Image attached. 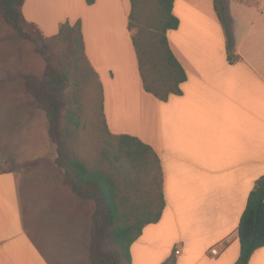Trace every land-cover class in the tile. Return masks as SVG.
Returning a JSON list of instances; mask_svg holds the SVG:
<instances>
[{
	"label": "crops",
	"instance_id": "obj_1",
	"mask_svg": "<svg viewBox=\"0 0 264 264\" xmlns=\"http://www.w3.org/2000/svg\"><path fill=\"white\" fill-rule=\"evenodd\" d=\"M228 1L233 53L239 57L233 63L214 0H175L180 25L168 39L188 78L182 94L166 102L144 89L136 32L129 28L131 0L24 4L26 20L47 37L56 36L62 24L82 23L86 53L103 87L109 131L139 138L161 159L167 205L161 221L145 227L132 245L131 264H164L171 258L176 264H235L240 257L238 226L264 176V0ZM20 112H13L19 121ZM32 120L35 116L24 124ZM73 207L72 225L82 220L77 203ZM61 241L48 242L49 251L37 244L26 226L16 173L0 172V264L83 262L76 242L71 250ZM249 264H264V247Z\"/></svg>",
	"mask_w": 264,
	"mask_h": 264
},
{
	"label": "trees",
	"instance_id": "obj_2",
	"mask_svg": "<svg viewBox=\"0 0 264 264\" xmlns=\"http://www.w3.org/2000/svg\"><path fill=\"white\" fill-rule=\"evenodd\" d=\"M26 0H0V14L18 32L25 28L35 31L44 42H58L72 32L75 58L74 93L77 110L66 108L64 92L71 80L59 66L51 64L40 82L26 79L24 92L43 109L49 124V136L57 147L56 165L64 170L65 182L81 199L93 200L96 204L91 241L92 264H131V247L142 236L148 225L161 221L166 208L164 172L157 152L137 137L114 135L107 126L104 110V92L99 75L91 64L85 47L82 23L62 24L56 36L47 37L23 14ZM89 5L95 0H87ZM148 4L155 9L149 26L140 28L133 37L139 71L146 92L161 101L182 94V85L187 81V72L174 54L168 32L179 28L180 21L174 14L175 0H131L132 11L129 28L135 27L140 11ZM215 10L227 36L228 59L239 60L233 53L235 39L233 18L228 0H214ZM100 89L97 133L100 138L95 148L96 167H89L71 152L66 144L70 130L62 127L63 117L67 123L80 127L83 113L80 92L92 83ZM66 109V110H65ZM67 112V113H66ZM66 113V115H64ZM241 253L235 264H249L253 254L264 247V176L250 193L247 206L238 226ZM109 240L113 250L105 252L104 240ZM164 264H176L171 258Z\"/></svg>",
	"mask_w": 264,
	"mask_h": 264
},
{
	"label": "rangeland",
	"instance_id": "obj_3",
	"mask_svg": "<svg viewBox=\"0 0 264 264\" xmlns=\"http://www.w3.org/2000/svg\"><path fill=\"white\" fill-rule=\"evenodd\" d=\"M154 12L152 4L141 9L139 20L132 28L135 36L141 27L149 26ZM67 36L66 40L44 42L33 30L16 31L0 14V172L16 173L26 226L41 248L50 249L52 241L59 244L62 239L69 243L71 249V245L75 248L76 242L82 248L84 258L77 264H92L91 241L96 204L93 200L81 199L66 184L64 170L56 165L58 152L49 136L46 113L22 88L26 79L40 82L48 66L55 64L71 78L64 92L66 108L77 110L78 103L73 96L79 93L74 86V44L69 40L72 32L68 30ZM80 99L83 113L78 119L81 126L69 125L64 116L62 127L70 130V137L66 140L70 151L92 168L97 166L95 148L100 138H104L98 135L96 125L100 99L98 84L93 82L80 92ZM1 102L7 105V109L1 108ZM18 109L23 117L20 121L19 117L13 116ZM29 116H35V120L29 122L30 118L29 124H24ZM76 203L82 220L72 225L76 219L71 215L72 208L75 209L73 205ZM102 248L105 252L113 250L107 239L103 241Z\"/></svg>",
	"mask_w": 264,
	"mask_h": 264
},
{
	"label": "built area",
	"instance_id": "obj_4",
	"mask_svg": "<svg viewBox=\"0 0 264 264\" xmlns=\"http://www.w3.org/2000/svg\"><path fill=\"white\" fill-rule=\"evenodd\" d=\"M179 253H180V251L177 250L176 251V254H179ZM211 253H212V255H215L216 256V255L219 254V250L217 248H214Z\"/></svg>",
	"mask_w": 264,
	"mask_h": 264
}]
</instances>
